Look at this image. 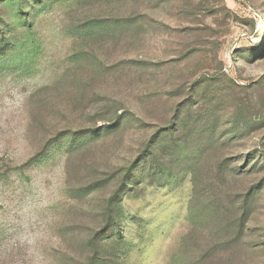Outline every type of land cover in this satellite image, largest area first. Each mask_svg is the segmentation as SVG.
Instances as JSON below:
<instances>
[{
  "label": "rangeland",
  "instance_id": "374dc122",
  "mask_svg": "<svg viewBox=\"0 0 264 264\" xmlns=\"http://www.w3.org/2000/svg\"><path fill=\"white\" fill-rule=\"evenodd\" d=\"M0 264H264V0H0Z\"/></svg>",
  "mask_w": 264,
  "mask_h": 264
}]
</instances>
